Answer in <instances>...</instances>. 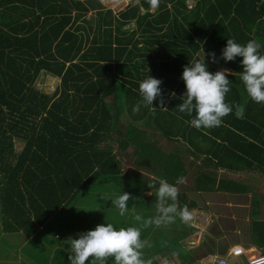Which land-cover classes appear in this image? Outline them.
Instances as JSON below:
<instances>
[{"label": "trees", "instance_id": "1", "mask_svg": "<svg viewBox=\"0 0 264 264\" xmlns=\"http://www.w3.org/2000/svg\"><path fill=\"white\" fill-rule=\"evenodd\" d=\"M192 1L189 9L185 0H159L150 13L148 0H127L122 11L113 13L102 0H0V215L5 233L33 237L82 190L119 174L109 138L123 127L119 115L130 123L148 120L165 134V118L175 112L184 91L183 66L197 52L219 54L216 62L205 56L208 70L228 69L227 102L243 104L241 58L225 62L220 52L232 38L241 44L255 40L264 53V0ZM131 24L133 29L125 28ZM147 74L162 81L167 111L156 101V110L142 106L132 111L140 101L138 82ZM45 76L57 81L49 93L37 86ZM253 103L247 101L242 118L229 113L230 120L222 119L220 126L198 130L208 146L205 158L224 165L227 158L212 153L210 144L224 150L234 146L237 163L252 164L220 167L259 171L264 177V122L248 121L254 117L249 112ZM117 137L125 149L130 131L123 129ZM15 143H20L18 152Z\"/></svg>", "mask_w": 264, "mask_h": 264}, {"label": "crops", "instance_id": "2", "mask_svg": "<svg viewBox=\"0 0 264 264\" xmlns=\"http://www.w3.org/2000/svg\"><path fill=\"white\" fill-rule=\"evenodd\" d=\"M185 4L190 9L194 2L185 0ZM149 12H153V9H149ZM125 28L133 29V24ZM214 53L216 57L219 56L217 52ZM203 55V52L195 54L196 57ZM238 90L245 110V104L250 98L242 84ZM263 109L262 103L251 104L249 112L254 114V117L248 121L263 123ZM174 111L165 118L169 124L164 128L165 134L148 120L130 123L126 116H118L119 125L123 127H119L109 138L112 141L111 151L118 162L119 174L111 178H100L85 188L95 201L89 207H84L85 209L80 207L79 203L76 204V208L85 212L89 218L84 223L85 231L97 224L111 223L108 217H112V222L121 220L114 224L116 227L113 225L115 228L128 226L140 228L141 239L145 242V246L140 250L142 258L150 260L151 264H161L164 261L171 264H216L219 258H226L229 264H246V258L252 255L251 252H246V256L240 257H228L227 253L235 246L245 250L251 249L253 254L258 251L264 252V192L251 191L252 185L259 188L264 186V177L259 171L236 173L227 167H220L252 164L251 160L237 163L238 158L233 145L232 148L226 145L227 150H224L210 144L212 153L217 150L221 158H227L224 165L205 158V148L208 149V146L205 145L204 132L190 126L189 115ZM230 118L231 115L228 114L222 119ZM123 129L130 131V138L139 142L140 148H136L135 142L130 138L125 141L127 146L125 149L118 146L121 137H117V134ZM222 135L234 139L227 133ZM122 137L124 138V135ZM105 142L104 144H107ZM253 173L260 175L261 181H255ZM248 175L251 177H247ZM154 177H162L170 184L175 183L178 177L184 178L183 183L176 185V204L178 210L187 207L192 213L190 220L181 221L176 215L174 220L167 224L156 225L151 222L157 215L154 202L158 183L153 182ZM106 184L108 186H105ZM121 191L129 193L130 196L123 215L111 204V200ZM137 214L142 217L139 222L134 219ZM144 220L149 221L146 226ZM41 231L43 227L29 239L20 233L17 234L23 236L24 244H27ZM178 232L183 233V236L176 239ZM106 264L114 262L107 260Z\"/></svg>", "mask_w": 264, "mask_h": 264}, {"label": "clouds", "instance_id": "3", "mask_svg": "<svg viewBox=\"0 0 264 264\" xmlns=\"http://www.w3.org/2000/svg\"><path fill=\"white\" fill-rule=\"evenodd\" d=\"M149 7L156 9L159 0H148ZM261 45L255 40H248L241 44L232 38L226 39V44L220 52V57L225 62L235 61L240 57L242 65L240 80L247 96L256 103L264 104V53L259 49ZM208 58L216 62L215 53H208ZM148 71V70H147ZM228 69L210 72L205 63V54L202 57L194 56L183 66L181 79L184 83V91L180 97V103L175 109L191 117L188 121L190 126L197 129L220 126L222 118L232 113L236 118L244 115V105L229 103L225 95L229 92L231 82L228 79ZM162 81L147 74L138 82V94L140 101L133 105L132 111H139L140 107H153V101L160 105V110L167 111L164 106L162 89L159 87ZM175 92L169 96L174 97ZM195 113V115H193ZM154 183H158L155 193V211L157 215L151 222L160 225L172 222L176 215L181 221H188L192 213L186 206L177 208V184L184 182L183 177H178L175 183H169L162 177H154ZM129 193L120 192L111 204L114 205L121 215L127 209ZM171 201V203H169ZM134 219L141 221L142 217L137 214ZM149 223L144 220V225ZM68 264H106L109 257L114 264H151L150 260L142 258L140 251L145 242L141 239L139 227L128 226L115 228L112 223L97 224L94 228L80 232L76 238L69 237L67 240ZM91 257V259H89Z\"/></svg>", "mask_w": 264, "mask_h": 264}, {"label": "rangeland", "instance_id": "4", "mask_svg": "<svg viewBox=\"0 0 264 264\" xmlns=\"http://www.w3.org/2000/svg\"><path fill=\"white\" fill-rule=\"evenodd\" d=\"M102 4L105 7L109 6L106 0H102ZM56 82L55 79L45 76L38 79L37 86L44 92L49 93L57 84ZM19 148L20 143H15L16 152H18ZM251 175L247 177H251ZM252 177L256 179L255 181H261V176L256 173H253ZM105 186L108 185L106 184ZM255 186L252 185V192L258 190L264 192V186L261 188ZM109 189L111 190L112 187L110 186ZM103 200L102 202H104ZM94 202L90 197L89 190H82L70 206L65 207L53 215L42 226L43 231L39 232L36 238L29 243L27 242V244H24L25 238L17 233L10 234L2 232L0 215V264H66L67 253L64 250L68 247L66 240L69 237L76 238L78 233L85 231L86 225L84 223L89 220L85 212L83 213L81 209L76 208V204L79 203L80 207L87 208ZM108 219H110L109 221L113 225L121 221L117 220L112 222V217H108ZM176 235L175 237L178 239L183 236V233L178 232ZM258 253L264 256V252L258 251ZM109 261H112L111 257H109ZM85 264H87V261Z\"/></svg>", "mask_w": 264, "mask_h": 264}, {"label": "built area", "instance_id": "5", "mask_svg": "<svg viewBox=\"0 0 264 264\" xmlns=\"http://www.w3.org/2000/svg\"><path fill=\"white\" fill-rule=\"evenodd\" d=\"M106 1L107 3H109V6H107V8L110 9L113 13H118L122 11L127 4V0H106ZM246 252L252 253V255L246 258V264H264V256L259 253L253 254L251 249L245 250L243 248L235 246L229 249L227 256L228 257L246 256ZM161 264H171V263L164 261ZM216 264H229V262L226 258H219L216 260Z\"/></svg>", "mask_w": 264, "mask_h": 264}]
</instances>
